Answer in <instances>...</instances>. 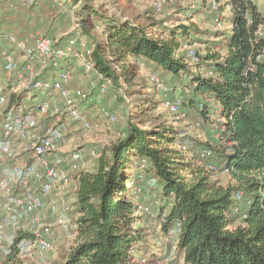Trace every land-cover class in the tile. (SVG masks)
<instances>
[{
    "label": "trees",
    "instance_id": "16d2710c",
    "mask_svg": "<svg viewBox=\"0 0 264 264\" xmlns=\"http://www.w3.org/2000/svg\"><path fill=\"white\" fill-rule=\"evenodd\" d=\"M88 2L65 1L78 5L77 13L83 16L81 35L76 32L56 39L37 30L15 33L22 37L39 32L57 44L76 37L79 46L84 43L91 49L102 82H110L121 96L127 89L123 81L128 79L132 60L160 69L164 79L170 76L173 94L181 96L169 100H179L181 111L196 113L204 125L217 131L218 139L193 149L174 119L165 113L154 118L164 101L137 91L144 96L135 104L142 105L132 112L140 120L128 119L124 135L102 153L97 169L78 176L73 196L78 237L60 264H135V254L143 251L163 258V250L149 247L145 227L139 223L142 203L136 191L154 181L166 202L165 208H157L159 225L166 236L176 237L172 244L184 264H264V37L258 34L264 28V12L257 0H226L235 9L232 33L228 31L223 44L226 52L216 49L222 44L217 42L207 47L205 55L199 54L198 67L208 64L212 74L195 71L185 54H179L182 43L199 30L194 21L167 27L164 36L155 31L163 32L164 25L155 29L151 24L121 20ZM8 3L4 1L7 8ZM90 23L100 29V35L91 33ZM258 55H262L260 60ZM250 62L256 68L247 74ZM21 95L12 97L10 106L23 99ZM211 101L217 104V113L211 109ZM220 117L225 118L224 123ZM204 149L213 155L200 163L198 156ZM210 161L230 174L228 185L215 179L207 168ZM237 191L245 195L242 204L235 199ZM237 205L246 212L245 218L234 212ZM239 219L241 223L235 225ZM172 250L170 243L164 252ZM18 254L16 245H11L5 254L0 253V264H19Z\"/></svg>",
    "mask_w": 264,
    "mask_h": 264
},
{
    "label": "built area",
    "instance_id": "2783aa9c",
    "mask_svg": "<svg viewBox=\"0 0 264 264\" xmlns=\"http://www.w3.org/2000/svg\"><path fill=\"white\" fill-rule=\"evenodd\" d=\"M40 1L9 0L8 9L14 8L18 2L31 7ZM47 1L63 4L61 0ZM163 4V0H156L155 9L161 12ZM195 7L194 3L190 4L191 9ZM210 7L216 12L214 29L223 30L225 20L221 15L220 2L211 0ZM229 8L235 11L232 4ZM233 25L232 22L230 27L233 28ZM258 34L264 37L263 27L258 29ZM0 40L6 41L0 47V248L9 230L12 231L9 247L15 244L19 254H24L29 242L26 237L19 238L20 232L31 234L39 254L43 255L52 249L60 228H68L76 236L79 230L74 217L75 206L63 196V188L72 179L71 169L82 165L83 153L77 148L66 155L59 152L62 138L60 122L71 119L80 125L85 136L98 130L99 125L86 110L89 92L73 85L74 74L67 63L76 59L81 61L85 72H95L101 79L103 76L95 68L91 49L84 43L79 46L76 37L57 44L54 39L39 32L22 37L2 32ZM180 49L188 62L198 67L201 56L193 44L185 40ZM261 58L262 55L257 56V60ZM255 68L256 64L250 62L246 73ZM152 81L158 89H165L166 81L158 73L152 75ZM98 90L104 94L106 83L101 84ZM22 92H27L28 96L16 99V104L10 106L11 98L19 97ZM163 104L175 115L176 121L184 116L179 100H166ZM96 105L105 121H118L115 112L99 101ZM219 120L225 122L224 117ZM186 148V145L181 147L182 150ZM212 155L211 150L204 149L199 153L198 160L202 163ZM207 168L215 174L220 171L214 161L208 162ZM235 199L242 204L245 200L243 191H237ZM140 209L146 210V207L140 205ZM234 212L241 214V218L246 217V212L238 205Z\"/></svg>",
    "mask_w": 264,
    "mask_h": 264
},
{
    "label": "rangeland",
    "instance_id": "374dc122",
    "mask_svg": "<svg viewBox=\"0 0 264 264\" xmlns=\"http://www.w3.org/2000/svg\"><path fill=\"white\" fill-rule=\"evenodd\" d=\"M5 0H0V34L2 32H32L40 31L41 33L48 34L56 39L60 37H66L71 34L81 35V23L83 16L77 13L78 5L70 6L66 5V0H61L62 5H54L46 2L47 0H41L36 6L31 9L25 7L22 3L18 2L13 9H8L4 5ZM156 0H89V5L98 9L101 13L108 15H114L121 20H129L136 22L141 26L153 25L155 29H158V25H164L161 29L163 32L158 34L166 35L168 31L167 27L177 25L178 22H185L189 24L190 21H194L198 24L199 30L193 31L190 36V42L197 49L200 55H205L208 46L214 47L215 43L221 42L216 49L225 53L224 45L226 41V35L228 31H231L232 15L233 12L226 0H218L221 4V15L225 20L223 30L216 31L213 23L216 15L211 10V0H163V9L158 12L155 9ZM194 3L195 8L191 9L190 4ZM260 9L264 12V0H257ZM91 19L93 17H90ZM188 19V20H187ZM97 25V22L93 19ZM91 33L100 35V29L94 27L90 23ZM153 27V29H154ZM264 29V28H263ZM232 33V31L230 32ZM78 36V35H77ZM219 36V37H218ZM79 37V36H78ZM83 37V41H84ZM0 44H4L3 40H0ZM179 54H184L181 49ZM132 66L128 73V79L123 83L126 84V92L121 96L118 89H115L110 82L106 83V92L104 94L99 93V86L103 83L100 76L95 72L87 73L84 71L81 61L72 59L67 66L71 68L74 74L73 85L84 88L89 92L90 99L88 107L86 108L89 116L98 123V130H94L89 135H84L80 125L73 123L71 119H65V122H60L61 140L60 153L63 155L71 153L73 150L80 149L83 153V163L78 169L70 171L71 180L63 188V196L73 206V196L77 188L78 176L82 171H95L99 164V158L102 153L125 133L128 119L133 121H139V114L132 112V110L138 111L142 103L135 104L139 97L144 95L141 93L151 94L157 99L162 101L173 99H180V93L173 94L172 85L170 83V76H165L167 82L166 87L163 90L158 89L153 81L152 75L158 73L162 75L161 70L152 65H140L132 60ZM115 65V64H114ZM116 66V65H115ZM195 71L202 74L210 72L212 67L208 64L193 68ZM126 74V73H125ZM126 79V78H125ZM143 91L136 93L137 91ZM23 98L28 96L27 92H22ZM99 101L102 105L115 112L119 119L115 123L107 122L101 117L97 111L96 102ZM211 109L214 113L218 110L217 104L214 101L210 102ZM6 108V107H2ZM184 112L187 110H183ZM182 113L184 118L176 121L175 115L168 110L163 104H159L158 109L154 115L158 117V113H165L171 120L174 119L175 125L179 129L180 135L193 149L204 148V145L217 142V131L212 127L204 125L201 118L197 114ZM134 115V116H132ZM153 118V119H154ZM142 120V118H141ZM153 121V120H152ZM152 123V122H151ZM217 179L223 185H228L231 181L230 174L220 169L215 174ZM140 189V190H139ZM136 191V195L141 200L140 203L146 207V210H142V215L139 218V223L145 227V233L147 242L150 244V248L154 251L163 250V258L153 257L149 254V251H143L135 254V264H184L183 257L176 250L174 244L175 236L165 235L160 227V222L157 218L158 206L166 207V202L162 199L160 190L157 188L156 182H151L149 187L139 186ZM148 207V208H147ZM148 209V210H147ZM74 217L77 218L76 212ZM241 223V219L237 220L235 225ZM61 234L55 239L51 250L40 255L38 252L37 244L34 236L31 234L22 235L21 238L26 237L29 246L24 254H18L19 264H60L63 262L67 255L70 253L72 247L77 241L78 235H74L73 231L68 228L62 229ZM11 236V235H9ZM173 248L172 252L168 254V247ZM9 249V243L3 242V247L0 253L5 254ZM142 251V250H141ZM157 253V252H155ZM166 253V254H165ZM166 255V256H165Z\"/></svg>",
    "mask_w": 264,
    "mask_h": 264
},
{
    "label": "crops",
    "instance_id": "0c3cea01",
    "mask_svg": "<svg viewBox=\"0 0 264 264\" xmlns=\"http://www.w3.org/2000/svg\"><path fill=\"white\" fill-rule=\"evenodd\" d=\"M73 199H74V197H73ZM61 230H62V228L59 229L58 236L61 234V232H62ZM11 233H12V231H9V230L5 233L4 242H8L9 243V234H11ZM9 245H10V243H9ZM9 249H10V247H9Z\"/></svg>",
    "mask_w": 264,
    "mask_h": 264
}]
</instances>
